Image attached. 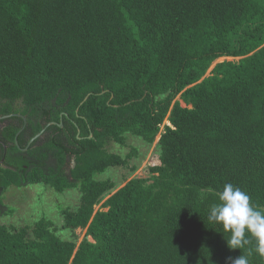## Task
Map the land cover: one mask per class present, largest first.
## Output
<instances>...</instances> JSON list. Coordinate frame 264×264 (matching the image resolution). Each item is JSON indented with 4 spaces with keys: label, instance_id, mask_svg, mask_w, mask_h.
Wrapping results in <instances>:
<instances>
[{
    "label": "trees",
    "instance_id": "obj_1",
    "mask_svg": "<svg viewBox=\"0 0 264 264\" xmlns=\"http://www.w3.org/2000/svg\"><path fill=\"white\" fill-rule=\"evenodd\" d=\"M11 113L27 124L8 119L7 161L19 162L0 187L81 197L61 209L72 239L46 216L0 223V264H227L248 250L264 264L253 238L230 249L208 220L225 183L264 209V0H0V115ZM129 134L159 136L160 162L104 200L116 184L98 175L139 155L109 150Z\"/></svg>",
    "mask_w": 264,
    "mask_h": 264
},
{
    "label": "rangeland",
    "instance_id": "obj_2",
    "mask_svg": "<svg viewBox=\"0 0 264 264\" xmlns=\"http://www.w3.org/2000/svg\"><path fill=\"white\" fill-rule=\"evenodd\" d=\"M225 59L232 60L233 58L223 57L217 60V62ZM213 67L214 65L211 69ZM210 70L208 74H210ZM182 104L185 106L184 102ZM168 122L167 120L166 123ZM158 140L159 136L152 144H148L140 136L129 134L127 136V145L123 146L116 142H112L109 145L110 151L119 153L123 156L128 154L132 147H136L139 151V155L130 159L127 166L110 167L104 173L98 175L100 179L110 178L116 184L115 189L107 193L103 198L104 200L130 179L150 176V167L160 162V152L157 145ZM80 197L81 192L78 188H71L64 192H59L50 185L39 183L22 187H9L3 195V201L9 207H13L14 211L11 215L0 216V223L15 226L31 225L37 219L46 216L55 223L57 232L62 238L72 239V232L70 229L62 227L64 219L61 209L64 207L76 208L80 201ZM99 207L100 204L96 206V209ZM85 231V229L81 228L77 230L80 237L79 242L83 240Z\"/></svg>",
    "mask_w": 264,
    "mask_h": 264
},
{
    "label": "clouds",
    "instance_id": "obj_3",
    "mask_svg": "<svg viewBox=\"0 0 264 264\" xmlns=\"http://www.w3.org/2000/svg\"><path fill=\"white\" fill-rule=\"evenodd\" d=\"M216 195L219 202L210 206L208 220L222 224L224 232L230 233L228 247L243 250L251 243L250 236L256 242V253L264 257V209L253 205L250 195L231 183H225ZM249 255L251 250L235 259L229 257L227 264H249Z\"/></svg>",
    "mask_w": 264,
    "mask_h": 264
},
{
    "label": "flooded vegetation",
    "instance_id": "obj_4",
    "mask_svg": "<svg viewBox=\"0 0 264 264\" xmlns=\"http://www.w3.org/2000/svg\"><path fill=\"white\" fill-rule=\"evenodd\" d=\"M11 114H18V113H11ZM7 115H9V114H7ZM0 116H3V115H0ZM5 116V115H4ZM9 118H11V117H8V118H6V119H3V120H0V172H2L3 171V169H6V168H14V166H16L14 163H16V164H18V162H19V158H18V154L17 153H12V155H11V161H10V164L8 163V161H7V155H8V151H9V143H7V141L5 140V136H4V131L9 127V122H8V119ZM25 124H27V119L25 118ZM17 122H19V121H17ZM53 124H57L56 122H54V121H51V123H49L48 125H47V127H45L44 128V131H43V133L38 137V138H41V139H45V137H49V135H50V132H47L46 131V129L49 127V126H51V125H53ZM60 126V125H59ZM61 127V126H60ZM65 126H64V123H63V127H61V128H64ZM24 128V127H23ZM22 128V129H23ZM26 136H28V134L26 135ZM36 136V135H35ZM35 136H33V137H31L30 138V140H29V142H28V145H31L34 141H36V139H38V138H36V139H34V137ZM25 138V137H24ZM63 138H64V136H63ZM34 139V140H33ZM16 143H18V142H16ZM21 149L24 151V150H27L28 149V146L27 147H21ZM23 157H25V155L23 156ZM69 159V158H68ZM67 159V160H68ZM29 162H32V163H37V161L35 160V159H29L28 160ZM70 161H72V159L70 160ZM69 161V162H70ZM12 162H14V163H12ZM23 167H24V169L25 168H28V165H23ZM70 169V166H68L67 167V170H69ZM23 171L24 170H22V173H23ZM10 187H13V186H10ZM9 188V187H8ZM7 191V189L6 190H4L2 187H0V197L1 196H3L4 195V193ZM13 214V213H12ZM7 215H11V214H1V212H0V216H7Z\"/></svg>",
    "mask_w": 264,
    "mask_h": 264
},
{
    "label": "water",
    "instance_id": "obj_5",
    "mask_svg": "<svg viewBox=\"0 0 264 264\" xmlns=\"http://www.w3.org/2000/svg\"><path fill=\"white\" fill-rule=\"evenodd\" d=\"M18 116V117H24V119H25V116L24 115H22V114H9V115H5V116H0V120H3V119H6V118H8V117H12V116ZM61 127H63V123H60L59 124ZM23 129H21L19 132H18V134H17V137H16V141L18 142V135L20 134V132L22 131ZM43 131L44 130H42L40 133H38L35 137H34V139H36V138H38L42 133H43ZM33 139V140H34Z\"/></svg>",
    "mask_w": 264,
    "mask_h": 264
}]
</instances>
